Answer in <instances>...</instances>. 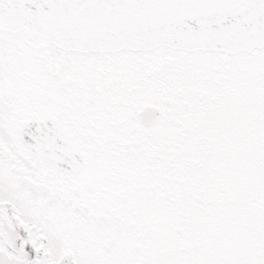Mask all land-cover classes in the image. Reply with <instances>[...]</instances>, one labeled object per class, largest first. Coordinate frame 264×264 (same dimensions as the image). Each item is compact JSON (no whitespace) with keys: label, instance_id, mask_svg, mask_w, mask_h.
<instances>
[{"label":"snow or ice","instance_id":"snow-or-ice-1","mask_svg":"<svg viewBox=\"0 0 264 264\" xmlns=\"http://www.w3.org/2000/svg\"><path fill=\"white\" fill-rule=\"evenodd\" d=\"M0 264H264V0H0Z\"/></svg>","mask_w":264,"mask_h":264}]
</instances>
